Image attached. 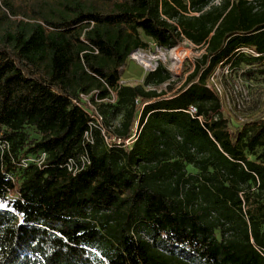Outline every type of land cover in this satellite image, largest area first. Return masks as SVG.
Returning a JSON list of instances; mask_svg holds the SVG:
<instances>
[{
  "label": "trees",
  "instance_id": "obj_1",
  "mask_svg": "<svg viewBox=\"0 0 264 264\" xmlns=\"http://www.w3.org/2000/svg\"><path fill=\"white\" fill-rule=\"evenodd\" d=\"M29 1L0 0V264H264V119L233 135L208 86L264 64V0ZM147 39L203 50L171 94L121 83Z\"/></svg>",
  "mask_w": 264,
  "mask_h": 264
},
{
  "label": "rangeland",
  "instance_id": "obj_2",
  "mask_svg": "<svg viewBox=\"0 0 264 264\" xmlns=\"http://www.w3.org/2000/svg\"><path fill=\"white\" fill-rule=\"evenodd\" d=\"M42 1L44 0H30L23 5L29 6L31 13L32 9L39 10ZM45 1L59 8L60 4L67 0ZM83 1L106 8L105 4L96 0ZM147 42L149 48L134 52L122 67L121 83L133 87L144 86L146 76L162 66L170 73L171 80L160 87L147 88H156L159 93L164 91L171 94L182 86L189 71L193 70L194 61L201 57L203 50L189 42L175 49L161 48L149 39ZM250 70H252L251 75H236L224 65L218 67L208 78V86L219 96L223 117L228 122L229 131L233 135H237L245 126L264 119V64H255ZM89 107L94 105L91 104ZM113 119L108 115L109 121ZM248 156L251 160H255L253 155ZM188 170L193 174L198 173L191 166ZM252 201L251 206L246 203L244 212L255 209L257 204Z\"/></svg>",
  "mask_w": 264,
  "mask_h": 264
},
{
  "label": "built area",
  "instance_id": "obj_3",
  "mask_svg": "<svg viewBox=\"0 0 264 264\" xmlns=\"http://www.w3.org/2000/svg\"><path fill=\"white\" fill-rule=\"evenodd\" d=\"M84 98V100L87 102L88 104V107L89 105H91L92 103L89 101V97L88 96H82ZM105 101H109L111 103H115V96H113L112 99H108V100H105ZM99 102V101H98ZM101 102V101H100ZM93 105V104H92ZM188 113H190L192 116H195L197 114V109L195 107H191L188 111ZM88 114L96 121V124L93 123L91 125V127H97V126H102L103 124V117L101 116V114L95 109V107H89L88 108ZM137 133V130H135V135ZM85 140L87 142H92V133L91 131L90 132H87L85 134ZM135 140V136H133L131 139H129L126 144L128 146H130L132 144V142ZM121 143V142H119ZM47 156L46 154H41L40 156H36V157H31V158H28L26 160H23L22 162V165L23 167H27L29 164H37L39 167L42 166L46 160ZM82 162L83 164L85 165L86 163H89V158L84 156L82 157ZM79 167L76 166L75 162L73 160L70 161V164H69V169L71 172H74L76 173L77 171H79L78 169Z\"/></svg>",
  "mask_w": 264,
  "mask_h": 264
}]
</instances>
